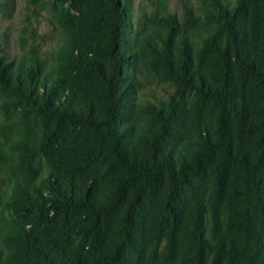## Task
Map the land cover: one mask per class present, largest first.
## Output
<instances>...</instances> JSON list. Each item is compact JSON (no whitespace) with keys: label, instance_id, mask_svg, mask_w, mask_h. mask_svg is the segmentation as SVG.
<instances>
[{"label":"trees","instance_id":"obj_1","mask_svg":"<svg viewBox=\"0 0 264 264\" xmlns=\"http://www.w3.org/2000/svg\"><path fill=\"white\" fill-rule=\"evenodd\" d=\"M101 1L106 9L84 15L83 21L85 27L104 31L105 38L76 46L75 33L69 31L57 68L48 70L35 55L9 61L0 57L5 93L53 119L59 130L67 124L85 129L91 140L82 149L67 150L56 132L43 138L36 151L26 132L17 138L11 127H4L0 171L17 175V180L0 188V208L39 212L47 218L86 214L89 222L83 233L99 249L89 257L66 253L51 242L31 239L21 229L0 226V264H26L29 259H24L23 251L33 252L45 264H154L159 248L137 223L145 197L165 177L176 194L189 189L192 178L213 161L212 183L219 188L212 192L205 187L191 201L188 213L172 208L157 231L163 233L164 224L173 219L174 235L187 237L194 245L192 264H264V0H239L232 6L228 0H202L209 6L206 17L215 24L199 30L201 43L194 40L195 49L179 36L174 16H154L155 27L149 33L134 31L128 23L131 0ZM185 13L193 16L190 9ZM211 52L220 71L215 88L204 81V61ZM143 70L218 106L210 133L205 135L197 121L202 148L193 150L190 160L183 158L188 148L178 138L172 152L158 150L148 140L156 149L151 161L138 151L146 139L145 121L160 122L158 143L170 133L178 110L174 99L153 104L139 100L138 75ZM40 153L51 168L45 174L32 164ZM102 153L125 171L110 197L85 173L87 161ZM175 161H180L179 169ZM222 194L226 199L216 202ZM123 204L119 232L123 239L104 245V221Z\"/></svg>","mask_w":264,"mask_h":264},{"label":"rangeland","instance_id":"obj_2","mask_svg":"<svg viewBox=\"0 0 264 264\" xmlns=\"http://www.w3.org/2000/svg\"><path fill=\"white\" fill-rule=\"evenodd\" d=\"M238 1L228 0L231 6ZM105 9L106 5L101 0H0V57L4 56L9 61L35 55L43 60L48 70H53L60 64V51L66 43L69 31L75 33L73 40L76 46L86 41L99 43L105 38L104 31L85 27L83 21L85 16L101 14ZM187 9L193 13L191 18L186 16ZM208 9V4L202 0H131L128 23L134 31L149 33L155 27L152 21L154 16L172 15L177 21L179 36H185L188 46L195 49L194 40L201 43L199 30L211 28L215 24V20L206 17ZM192 54L194 63L197 64V55ZM203 72L207 86L211 88L218 86L220 71L215 53L207 54ZM138 80L137 95L141 102L168 103L174 99L178 103L177 115L170 126V133L165 139L158 140V143L155 141V136L158 134L160 122L156 119L145 121L146 139H143L138 151L151 161L156 149L151 148L148 140L154 142L158 150L166 149L172 152L176 148L178 138L188 148L183 150V158L190 160L191 152L202 148L197 121L200 120L202 123L205 135L210 133L219 114L218 106L199 93L179 90L177 84L170 79L156 77L146 70L138 75ZM6 126L12 128V133L17 138H21L23 132H26L28 141L36 151L43 138L55 136L56 132L60 143H64L67 150L82 149L83 146L91 144L85 129L75 128L70 124L65 125L64 130L57 129L53 119L21 104L16 96L5 93L0 85V142ZM214 162L207 164L205 172L192 178V186L189 189L176 194L165 177L145 197L143 208L140 210L141 217L137 223L140 224L139 227L143 232L148 236L151 235L154 245L159 248L157 261L154 264L193 263L194 245L187 237L174 235L177 229L173 219L167 225L164 224L167 228L164 227L163 233L158 232L157 229L167 213L173 212L172 208L182 209L188 213L191 201L199 196L205 187L211 188L212 192L219 188L217 183H212L214 178L211 177V170ZM175 163L179 169L180 161ZM32 164L40 174H45L51 169L43 153L38 154L32 160ZM85 173L98 182L103 195L110 197L116 189L118 178L125 174V171L117 166L112 158H107L105 153H102L95 161L89 163L87 161ZM16 176L13 173L0 171V188L6 187L11 181H16ZM211 194L207 195V198L210 199ZM130 196H132L131 190L128 199ZM219 199L216 202H223L226 197L222 194ZM125 208L123 204L106 217L103 230L104 245L109 241L123 239L119 232L123 224ZM188 218L190 214H187L185 224H188ZM88 222V216L83 213L66 217L52 215L47 218L39 212L24 214L8 207L0 208L1 227L21 229L31 239L51 242L66 253L86 257H89L95 249H99V244L85 237L83 233ZM150 226L151 230L148 231ZM22 255L24 259L26 257L29 259L25 261L26 264L45 262L38 259L33 252L23 251Z\"/></svg>","mask_w":264,"mask_h":264}]
</instances>
